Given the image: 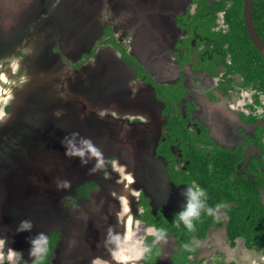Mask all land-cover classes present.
<instances>
[{
    "label": "flooded vegetation",
    "instance_id": "flooded-vegetation-1",
    "mask_svg": "<svg viewBox=\"0 0 264 264\" xmlns=\"http://www.w3.org/2000/svg\"><path fill=\"white\" fill-rule=\"evenodd\" d=\"M82 1L70 3L71 19L76 24L80 23L77 15L94 20L91 32L75 35L72 48L61 45L51 50L76 72L90 77L85 99L89 105L96 104L97 110L85 109V120L70 106L59 105L61 109L52 114L46 110L52 106L40 88L27 97L28 107L13 118L10 86L8 100L0 101L4 117L0 139L16 132L11 148L17 150L21 135L26 149L33 133L46 134L54 125L60 144L67 141L59 129L64 127L76 139H71L73 146L84 152L76 158L80 169L86 165V173L63 186L55 208L26 204L23 194L19 202L16 191H9L12 198L6 199L3 180L13 181L7 175L13 171L4 149L9 145H2L4 251L7 246L20 250L23 264H31L30 240L43 233L49 237L47 264H119L111 254L116 245L110 237L123 239L128 234L132 238L122 244L133 247L134 241L141 240L150 251L137 260L138 249L133 247L134 255L126 253L127 264H264V59L246 30L245 0H141V13L135 6L131 11L132 4L113 9L109 3L101 17V0L78 11ZM57 11L62 15L68 10ZM35 15L24 20L31 24ZM56 19L53 28L59 31ZM240 20L248 39L245 46L250 43L258 55L251 50V61L232 45L231 25ZM254 30L264 42V36ZM24 33L7 39L0 35V74L2 59L12 54L11 49L23 48ZM14 54L24 58L20 50ZM24 62L18 74L9 70L3 79L11 81L9 72L14 82L31 81ZM60 91L53 97H60ZM107 137L108 142L103 140ZM131 137L141 139L140 152L131 150ZM85 141L100 156H93ZM29 150L26 158L32 156ZM196 186L207 195L201 201L216 215L201 209L189 231L182 223L177 226L176 217L185 209L187 190ZM110 208L117 218L110 215ZM82 215L91 217L93 227L89 221L84 225ZM21 221H30L31 229L18 232ZM149 228L163 229L164 238L157 241L148 234Z\"/></svg>",
    "mask_w": 264,
    "mask_h": 264
},
{
    "label": "water",
    "instance_id": "water-1",
    "mask_svg": "<svg viewBox=\"0 0 264 264\" xmlns=\"http://www.w3.org/2000/svg\"><path fill=\"white\" fill-rule=\"evenodd\" d=\"M47 1L49 3L50 8L47 9L46 7H44L41 10H38L37 11L38 16L34 14L35 17L33 18V20L35 22L33 21L32 26H30L29 28L27 27L23 37L21 38L20 41H21V45L23 48L18 47L14 51H12L11 49L12 54H14L17 50H20L23 52L24 54L23 61L25 60L24 70L30 71V74H31L29 77L31 81H26L25 83H23L21 88L15 85L11 86L12 90L14 89L13 90L14 102L11 103V107H10V112L13 118H17L19 116V110H21L22 108L28 107V104L26 102L28 98H30L31 94L35 92L36 89L41 88V90L46 93L47 102L50 103V105L52 106V107H47L46 110H48V112L52 114L55 113V111H58L61 109L59 105L60 106L63 105L62 107L64 108L70 106L75 113L78 112L80 108L76 104L79 101V94H82L83 97L85 98L87 94L86 92L90 91L89 89H87L88 87L86 85H84L83 83L80 84V80H79V78L80 79L83 78L85 79L84 81L85 83H90L91 81L90 77L87 76V74H84L82 71H79L77 72V76H76L77 83L76 85L74 84L76 87L73 88L74 85L70 86L68 88V91L66 92V97L62 96V98H59V99L54 98L53 97L54 91L53 89L52 90L50 89L53 83L51 81L50 82L48 81L49 79L48 76L46 75L41 76L37 74V71L41 70L44 74L50 75L51 78L54 79V81H57L58 80L57 78L59 77V74L61 73L60 68H63V66L65 67V62L63 59H61V57H59L58 52H54L51 50L52 45L56 43L60 48L61 45L67 47L66 44L70 45V44L75 43V41L77 40V37L75 35L80 36V35H84L87 32H91L90 26H91V23L94 22V20H89L80 15H77V17L80 18L79 24H76L75 21H72L71 17L73 16L71 15H73L74 13L69 12V9H67V5H69L70 3L72 6L74 5V3H76L75 5H78L80 0H70V3L63 2L62 4H58L59 2L57 1L56 2L57 5L55 2H53V0H47ZM92 1L93 0H83L81 2V6L79 5V7H77V9H79L78 11L82 10V8L85 9L86 7H91ZM252 1L253 0L244 1L243 20L246 26V30L248 31L253 44L258 49V51L260 52V54L262 55L264 59V42L256 34L254 27H253V23H252V17H251ZM57 8H62V10L67 9L68 11L61 15V11H57ZM38 17L39 19L40 18L41 19L38 20ZM61 17L65 18L68 21V25H67L68 27L67 28L65 27V30L63 32L59 29L60 32L59 34H57L56 29L50 30V28L51 26H53L54 19L61 18ZM41 25L42 27H39ZM45 26L47 27L45 28ZM37 30H39V32L41 30V32H43L45 35L42 37L39 34L40 35L39 36ZM132 35L134 36L133 33ZM52 38L56 39L57 41L50 42V39ZM42 39L44 40L43 42H41ZM8 54H10V52ZM11 75L12 77H10V79L12 80L14 75L12 73ZM114 98H117V97L114 96ZM90 106H92L93 108H96V104L91 105L90 103ZM63 132H65V130ZM65 134L67 133H61L63 140L68 141V139L74 138V135L71 134V132L67 135ZM103 140L106 142L109 141L108 137L103 138ZM128 140L129 142L133 144L135 148H136L135 145H137L136 149L133 148V146L131 147L132 151H136V150L138 152L141 151L143 145L142 146L140 145L141 144L140 138L132 139L131 137V138H128ZM1 141L2 139L0 140V142ZM22 145H23V142L18 144V146H16L17 150H13L10 146H7V148L6 147L4 148L6 149L5 151L7 152V154L9 155L11 159L10 163H12L11 169L13 171L12 175L10 173H7V175L10 178H12L13 181L9 179L3 180V190L5 191L3 197L6 199L12 198L11 193L14 191V194H15V191H16L18 194L17 198H19V202H21L22 194L37 190L34 185L25 181L27 176L28 175L35 176V177L39 176L37 175V173H32L33 171H35L33 169L32 156L30 158L25 157V155L23 154L20 148L22 147ZM128 155L135 157V154H128ZM41 173L43 174V172ZM41 173H38V174H41ZM9 191H12V192L9 193ZM81 220L84 223V225L86 224L87 221H89L90 222L89 226L93 227L92 220L89 215H87L86 217L82 215ZM84 231L86 233L85 228H84Z\"/></svg>",
    "mask_w": 264,
    "mask_h": 264
},
{
    "label": "rangeland",
    "instance_id": "rangeland-1",
    "mask_svg": "<svg viewBox=\"0 0 264 264\" xmlns=\"http://www.w3.org/2000/svg\"><path fill=\"white\" fill-rule=\"evenodd\" d=\"M43 1L46 3V5H44ZM57 1L59 2L58 4H62L63 2L70 3V0H53V2L55 3ZM109 3H110V7L112 6L113 9H115L116 7L125 8V7H128L129 4H132L129 7L131 8V11L133 10V6H135L137 7L138 13H141L142 8H143V4H141L142 3L141 0H101V5H100L101 14H99V17H101V15L104 14L102 10L104 7L107 6V4L109 5ZM44 6L47 9L50 8L49 3L47 5L46 0H0V35L1 37H5V39L14 38L20 33L25 32L27 27L29 28L30 26H32V22L34 21L33 19H31V24H29L27 21L24 20L25 16L26 15L32 16L36 14L37 11L44 8ZM67 9L70 10L73 8L69 4L67 5ZM111 16L113 17V14H111ZM129 16H132L131 13ZM152 16L153 17L156 16L154 12ZM103 17H105V15H103L102 18ZM56 21L57 19H55V22ZM58 21H59V29L63 26H66V28L68 27L67 26L68 21L65 18L61 17L59 18ZM137 22H139V20ZM39 27H42V25ZM46 27L47 26H45V28ZM52 29H54L53 26H51L50 30ZM37 31H38V35L40 34L42 37L45 35L43 32H41V30L40 32L39 30ZM59 32L60 31H56L57 34H59ZM43 41L44 40L42 39L41 42ZM53 41L55 42L57 40L53 38L50 39V42H53ZM70 45L66 44L68 48H72V46H75L73 44H70ZM52 47L55 49L57 47L59 48V46L56 43L52 45ZM22 61H23L22 58L14 56L13 54H9V56L2 59L4 70H2L0 74V80L3 82L2 87L0 84V101L8 100L9 96L11 95V90L9 87L12 86L11 84L13 80L6 82V80L3 79V77H5L4 73H7V71L11 70L12 73L18 74L17 68L20 62ZM64 62H65V67L63 66V68H60L61 73L59 74V81H54V79L51 78L50 75L44 74L41 70L37 71V74L41 76H44V75L48 76L49 78L48 81L49 82L51 81L53 83L50 89H53L54 92L55 91L58 92L61 89L63 90V91H60L61 94L59 95L60 97L58 98H62V96L66 97V92L68 91V88L70 86H73L74 84L76 85L77 83V79H76L77 72L68 63H66V61ZM23 74L24 73L21 72V75ZM84 81L85 79L82 78V83L88 86L89 83H85ZM13 83L15 86L17 85L18 87H20L21 84H23V82H14V81ZM75 85L73 88L76 87ZM13 102L14 100L11 101V103ZM76 105H78L80 108L78 111L79 112L78 114L81 115L82 119L85 118L84 116L86 112L85 109H90V110H95V111L97 110V107L93 108L92 106L89 105V103L83 97L82 94H79V101L77 102ZM81 110L83 111V113H81ZM3 118H4L3 116L0 117V126L2 124ZM46 130H47L46 134L39 133V132L33 133V135H31L32 142L30 141L27 145L30 149L29 150L30 152L32 150L34 152L37 149H41V150L39 151L40 156L38 155V153H35L32 155L33 169L35 170L32 173H37V175L39 176L35 177V176L28 175L27 178L25 179V181L34 185L37 190L33 192L31 191L32 193L31 192L24 193L23 198H25L26 204H29V202H31V204L35 205L36 207H38L41 204V207L43 208L45 207L51 208L49 206H53L52 208H55L54 207L55 203L57 205V202L59 201V198L62 195L61 193H62L64 182L66 181L70 184L74 181L76 177L85 175L86 165H84L83 169H80L77 166L76 155L66 154L67 152H71L72 149L75 148L73 146L71 139H68L67 142H62L60 144H57L56 139H55L56 132L54 130V125L53 127L52 126L48 127ZM65 131L68 132V130H65ZM51 133H54V140H51V137H50L52 136ZM24 138L25 137L23 136L21 137V135L20 137L18 136V139H21V142L24 141ZM36 138H38V140ZM72 139L76 140L74 138ZM15 140H16V132L14 134H11L8 138H4L2 142H0V147H2V145H9L10 147H12L15 143ZM41 144L44 147H39V145ZM47 145H50V146H47ZM101 145H106V144L102 142ZM75 149H78V147H76ZM25 157H27V155H25ZM40 171L43 172V174ZM38 173H41V174H38ZM58 185L60 186L58 187ZM110 205H113V203ZM109 213L111 216H113V219L117 218L116 212L112 208H110ZM122 247L126 248L128 250L127 252H131L132 255H134L135 250L130 243L122 244Z\"/></svg>",
    "mask_w": 264,
    "mask_h": 264
},
{
    "label": "clouds",
    "instance_id": "clouds-1",
    "mask_svg": "<svg viewBox=\"0 0 264 264\" xmlns=\"http://www.w3.org/2000/svg\"><path fill=\"white\" fill-rule=\"evenodd\" d=\"M2 115L3 114L0 113V117H2ZM3 139L4 138H2V140ZM84 143L93 156H100V152L97 151L96 147H94L88 141H85ZM66 154L79 155L83 157L84 152L82 150L73 148L71 152H67ZM59 186L60 185H58V187ZM63 186L68 187V182L65 181ZM186 195L188 197L187 204L185 206V209L177 214L176 223L177 226L182 223L185 228L191 231L194 228L193 222L195 220H198L200 217L201 209H206V212L209 216H215L216 213L213 208L206 207V205L201 201L200 197L205 196L206 193L198 186H196L194 189L190 187L187 190ZM217 207H219V205H217ZM31 227L32 224L30 221H21L19 227L17 228V231L19 232L30 230ZM147 232L149 235L154 236L157 241L164 238L163 229L149 228L147 229ZM131 238L132 237L128 234H125L123 236V239L120 235H112L110 237L111 241L116 245L111 254L115 258V260L119 262V264H127V261L130 259V257L125 254L128 250L122 247V243L123 241L130 240ZM6 244L7 237L0 236V264H5V261H7V264H23L22 251L17 250L11 246H7V250L5 252L4 248ZM30 244L31 248L29 250V256L34 258L31 261V264H47V258L50 252L49 237L43 233H40L36 238L30 240ZM133 247H136L138 249L135 257L137 260L143 257L145 253H148L150 251V246H145L143 244V241L141 240L134 241ZM262 259H264V257H262ZM252 264H255V261H253Z\"/></svg>",
    "mask_w": 264,
    "mask_h": 264
},
{
    "label": "trees",
    "instance_id": "trees-1",
    "mask_svg": "<svg viewBox=\"0 0 264 264\" xmlns=\"http://www.w3.org/2000/svg\"><path fill=\"white\" fill-rule=\"evenodd\" d=\"M253 22H254V27L258 31V33L261 36H264V0H254L253 1ZM231 27L233 29L232 45L234 46V48L241 50V54L245 60L251 61V55H252L251 50L256 55H257V53L250 43H248V45L245 46V42L248 39H247L246 32L244 30V26L242 24V21L241 20L238 21V24H233V25H231ZM114 44L115 43L113 42V45ZM239 47H242V49H239ZM243 52H246V55ZM257 57H258V55H257ZM59 129L68 130V129L63 128V127H59ZM65 133L69 134L70 132L65 131ZM50 137H51V139L53 138L52 136H50ZM43 144H45V143H43ZM39 147H44V146L41 144V145H39ZM20 148H21V150L26 151V155L28 154L27 153L29 150L28 148H26V149L23 147H20ZM40 150L41 149H37L34 152H31V155L38 153V155L40 156V154H39ZM84 186H86V185H84ZM205 197H207V195H205ZM205 213H207V212L205 211ZM242 226H243V230H246V227H245L246 224H243ZM263 227H264V225H263ZM235 232L240 233L239 228H236ZM261 241H262L261 244L263 243L262 245H264V239H262Z\"/></svg>",
    "mask_w": 264,
    "mask_h": 264
},
{
    "label": "bare ground",
    "instance_id": "bare-ground-1",
    "mask_svg": "<svg viewBox=\"0 0 264 264\" xmlns=\"http://www.w3.org/2000/svg\"><path fill=\"white\" fill-rule=\"evenodd\" d=\"M7 76L12 77V75H11L9 72H8V75H7ZM9 77H8V78H9Z\"/></svg>",
    "mask_w": 264,
    "mask_h": 264
}]
</instances>
